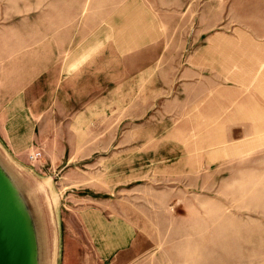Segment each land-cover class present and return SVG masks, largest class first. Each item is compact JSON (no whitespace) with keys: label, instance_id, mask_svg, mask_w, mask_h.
<instances>
[{"label":"rangeland","instance_id":"rangeland-1","mask_svg":"<svg viewBox=\"0 0 264 264\" xmlns=\"http://www.w3.org/2000/svg\"><path fill=\"white\" fill-rule=\"evenodd\" d=\"M54 1L0 0V161L29 189L27 204L47 249L52 229L58 233L59 255L55 260L52 249L51 263L61 264L70 225L80 231L75 208L106 209L123 200L140 206V244L160 264H264V148L208 163L216 144L233 138L216 133L231 129L226 120L193 117L199 112L191 109L184 116V108L169 117L161 107L167 91L140 118V80L131 78L102 88L101 79L91 78L85 84L96 90L69 103L57 94L52 73H45L24 93L25 101H8L19 76L28 79L47 50L26 18L39 21ZM145 1L161 19L159 62L180 69L200 42L190 34L207 26L201 4L212 20L222 0H188V14L187 4L174 10V3ZM35 151L41 156L30 159ZM70 190L98 194H66Z\"/></svg>","mask_w":264,"mask_h":264},{"label":"crops","instance_id":"crops-1","mask_svg":"<svg viewBox=\"0 0 264 264\" xmlns=\"http://www.w3.org/2000/svg\"><path fill=\"white\" fill-rule=\"evenodd\" d=\"M161 1L157 0L163 5L174 3V10L187 4L186 14L193 8L188 0ZM94 7L96 12L89 14L87 9ZM66 8L70 14H64ZM200 8L206 29L190 34L189 38L200 42L177 69L159 62L161 19L145 0H56L42 9L39 21L26 18L31 24L28 30L46 42L47 50L41 51L39 64L33 65L28 79L19 76L8 101H25L24 93L28 94V88L45 73H52L57 94L69 103L96 90L97 86L85 84L91 78L101 79V88L105 83L121 87L130 78L138 79L140 118L154 107L162 91H167L161 107L169 117L184 108V116L191 109L199 112L193 117L226 120L225 127L231 129L216 133L233 138L216 144V154L208 163L242 158L263 149L264 0L218 1L212 20L208 5L202 3ZM220 24L228 30H220ZM215 26L218 29H213ZM81 56L84 59L70 67ZM24 118L29 119L27 115ZM65 189H71L70 185ZM66 194L98 192L70 190ZM75 211L80 231L70 225L61 264H160L158 256L156 259L148 246L140 244V206L113 200L106 209L78 207ZM56 240L58 257L57 232Z\"/></svg>","mask_w":264,"mask_h":264},{"label":"water","instance_id":"water-1","mask_svg":"<svg viewBox=\"0 0 264 264\" xmlns=\"http://www.w3.org/2000/svg\"><path fill=\"white\" fill-rule=\"evenodd\" d=\"M28 190L13 170L0 161V264H52V249L56 260V234L52 229L47 249L42 229L40 236L39 223L27 204Z\"/></svg>","mask_w":264,"mask_h":264},{"label":"built area","instance_id":"built-area-1","mask_svg":"<svg viewBox=\"0 0 264 264\" xmlns=\"http://www.w3.org/2000/svg\"><path fill=\"white\" fill-rule=\"evenodd\" d=\"M41 156V152L39 151H35V152H32L30 155H29V158L30 159H37L38 157Z\"/></svg>","mask_w":264,"mask_h":264},{"label":"bare ground","instance_id":"bare-ground-1","mask_svg":"<svg viewBox=\"0 0 264 264\" xmlns=\"http://www.w3.org/2000/svg\"><path fill=\"white\" fill-rule=\"evenodd\" d=\"M48 206V205H47ZM48 208V207H47Z\"/></svg>","mask_w":264,"mask_h":264}]
</instances>
